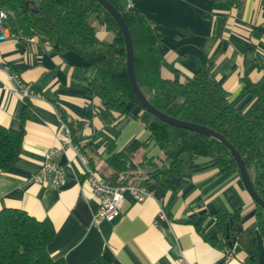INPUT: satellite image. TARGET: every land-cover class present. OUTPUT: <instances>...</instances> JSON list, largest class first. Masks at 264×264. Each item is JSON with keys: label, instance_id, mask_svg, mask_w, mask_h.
I'll return each instance as SVG.
<instances>
[{"label": "crops", "instance_id": "0c3cea01", "mask_svg": "<svg viewBox=\"0 0 264 264\" xmlns=\"http://www.w3.org/2000/svg\"><path fill=\"white\" fill-rule=\"evenodd\" d=\"M115 1L142 15L154 31L165 61L176 69H164V77L192 76L210 62L230 104L242 112L251 107L254 97L244 90L245 82L264 78V0ZM94 25L100 39H114L113 32ZM0 60L8 67L0 72V125L25 132L19 156L0 174V211L50 219L56 235L48 252L54 260L180 264L183 257L195 264H248L243 252L219 240L217 226L219 211L238 213L244 227L255 221L257 204L238 170L221 172L213 160L196 157L195 168L167 177L165 186L150 185L153 194L145 201L126 192L120 215L96 222L99 201L85 180L82 156L103 169L111 150L134 141L145 145L138 158L159 159L162 152L138 119L119 118L104 107L99 90L90 86L95 69L76 53H59L45 36H19L0 43ZM13 72L45 99L21 98L9 78ZM61 115L75 126L73 146L65 142ZM54 148H62L56 163L66 170L65 185L31 183Z\"/></svg>", "mask_w": 264, "mask_h": 264}, {"label": "trees", "instance_id": "16d2710c", "mask_svg": "<svg viewBox=\"0 0 264 264\" xmlns=\"http://www.w3.org/2000/svg\"><path fill=\"white\" fill-rule=\"evenodd\" d=\"M130 30L134 46L135 74L141 91L159 111L191 123L209 127L223 135L244 161L257 193L264 199V78L246 80L244 90L254 97L251 107L242 112L234 108L228 94L216 80L210 62L192 76L164 77L163 70L176 73L165 61L156 35L146 19L125 10L115 0ZM0 8L9 14V26L18 36H45L55 43L59 53L74 52L95 69L90 86L99 90L105 108L119 118L132 115L150 132L152 142L162 152L155 159L147 154L138 158L145 145L132 142L122 151H110L100 169L87 155L91 168L111 185L143 184L165 186L167 177L182 174L187 166L195 168V158L213 160L221 171H239L230 151L219 141L187 129L175 127L149 113L137 99L128 75L126 43L114 17L97 0H0ZM113 32L112 41L98 37L93 21ZM75 139V126L64 115ZM80 128V127H76ZM24 129L12 130L0 125V169H8L22 149ZM147 168L142 180H130L138 169ZM219 240L234 249L230 241L237 237L248 264H258L259 250L252 243L258 233L264 243V209L257 204L255 221L247 227L238 213L217 214ZM243 230L238 233V227ZM56 235L53 222L38 220L26 211H0V264H65L54 260L48 246ZM93 264H110L101 257Z\"/></svg>", "mask_w": 264, "mask_h": 264}, {"label": "built area", "instance_id": "2783aa9c", "mask_svg": "<svg viewBox=\"0 0 264 264\" xmlns=\"http://www.w3.org/2000/svg\"><path fill=\"white\" fill-rule=\"evenodd\" d=\"M18 38L19 36L12 32L9 26L8 12L0 8V43L9 39L17 40ZM7 69L8 67L0 60V72H6ZM9 78L12 82L13 90L24 100L45 99V95L26 83L19 73L13 72L9 75ZM63 134L66 138V144L73 146L71 131L66 124H63ZM75 148L77 149L78 147L75 146ZM61 150L62 148H54L46 154L41 169L29 178L31 183L43 184L45 181L50 180L56 186L65 185L66 170L56 163V157L60 154ZM82 160L86 164L85 180L99 201V210L95 216L96 222L115 220L121 213L126 192H129L137 202H143L153 194L149 187L143 184L111 185L95 169L90 167L86 156H82ZM2 171L0 169V174ZM160 216H165L163 208L160 210ZM179 263L195 264L183 257L179 259Z\"/></svg>", "mask_w": 264, "mask_h": 264}, {"label": "water", "instance_id": "95a60500", "mask_svg": "<svg viewBox=\"0 0 264 264\" xmlns=\"http://www.w3.org/2000/svg\"><path fill=\"white\" fill-rule=\"evenodd\" d=\"M97 1L114 17L115 21L120 27V30L123 33L126 43V62H127L129 80L132 89L137 99L142 104V106L149 113L159 118L163 122H166L175 127L201 133L222 143L234 157L246 190L251 195L255 203L264 209V199L257 193L244 161L242 160L240 154L238 153L234 145H232V143H230L228 139H226L223 135H221L220 133L216 132L215 130L209 127L171 117L159 111L147 100V98L144 96L143 92L141 91L136 78L135 67H134V46H133L132 36L128 28V25L123 17V14L118 8L115 7V5L110 0H97ZM242 230L243 227L239 226L238 233H241ZM251 240L253 244H256V247L259 250L258 264H264V243L261 235L258 233L255 237H252ZM230 245L234 247V252L236 254L242 252V247L237 243V237H234L232 241H230Z\"/></svg>", "mask_w": 264, "mask_h": 264}, {"label": "rangeland", "instance_id": "374dc122", "mask_svg": "<svg viewBox=\"0 0 264 264\" xmlns=\"http://www.w3.org/2000/svg\"><path fill=\"white\" fill-rule=\"evenodd\" d=\"M94 24H98L97 21H93ZM147 168H141L138 169L136 172H134V175L130 178V180H142L146 174Z\"/></svg>", "mask_w": 264, "mask_h": 264}]
</instances>
